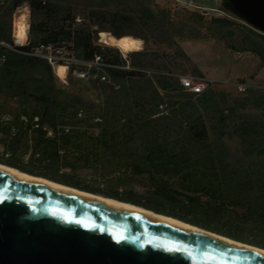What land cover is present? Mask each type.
Instances as JSON below:
<instances>
[{"label": "trees", "instance_id": "1", "mask_svg": "<svg viewBox=\"0 0 264 264\" xmlns=\"http://www.w3.org/2000/svg\"><path fill=\"white\" fill-rule=\"evenodd\" d=\"M112 1L115 10L90 9L84 17L88 22L76 24L73 8L55 0H0V96L16 99L21 107L14 114L16 134L0 122V162L264 248V87L247 85L241 98H233L212 85L190 92L169 74L108 69L117 88L71 75L63 88L40 55L50 43L82 57L101 53L107 61L118 60V47L99 44V32L139 41L145 36L125 29L138 25L154 45L151 54L146 48L134 51L135 42L133 64L146 68L159 57L167 72L185 64L203 77L176 38L216 36L231 49L253 52L264 66V33L223 6L222 16L206 20L187 11L184 21H177L145 0ZM23 6L30 24L27 42L18 44L13 17ZM165 96L171 109L158 114ZM78 108L82 117L76 116ZM23 112L38 114L49 127L68 124L71 129L56 136L42 129L29 134V124L19 118ZM226 140L236 141L234 152ZM80 168L98 175L82 178Z\"/></svg>", "mask_w": 264, "mask_h": 264}, {"label": "water", "instance_id": "2", "mask_svg": "<svg viewBox=\"0 0 264 264\" xmlns=\"http://www.w3.org/2000/svg\"><path fill=\"white\" fill-rule=\"evenodd\" d=\"M220 3L264 33V0ZM0 264H264V254L0 171Z\"/></svg>", "mask_w": 264, "mask_h": 264}, {"label": "built area", "instance_id": "3", "mask_svg": "<svg viewBox=\"0 0 264 264\" xmlns=\"http://www.w3.org/2000/svg\"><path fill=\"white\" fill-rule=\"evenodd\" d=\"M82 21L83 18L80 15L74 16V22L76 24H80ZM15 42H19L17 38L15 39ZM40 55L46 58L49 63H51L55 74L65 86L68 85V75H71L83 80H95L98 83H111L115 88H117L119 84L112 79L108 69L143 72L149 76H155L163 73L174 75L185 89L193 93H198L208 85H213L214 83V80L212 79L206 77H197L193 74L171 73L154 68L139 67L131 62V56L129 53L123 52L121 50L118 60L107 61L101 53H95L92 57L87 58L77 55L72 50L66 51L62 47H53L52 44L48 43L44 50L40 52ZM3 59L4 55L0 53V62ZM59 65L65 66L64 77H60L57 74V68L59 67ZM236 84L239 90H244L248 85L246 82H239L237 80ZM158 111V114L168 113L169 107L166 100L159 102ZM83 113V109L78 108L76 116L82 117ZM19 118L22 123L29 124V128L27 129L29 134H31L34 129H42L46 136H56L59 134L67 133L71 129V126L68 124L58 125L54 128L42 124L40 121V116L38 114H29L23 112L20 113ZM97 121H100V117L94 118V122ZM0 122L3 124H9L10 133L16 134L17 127L14 124V114L10 110H4L0 114ZM98 131V127H95L94 133L97 134Z\"/></svg>", "mask_w": 264, "mask_h": 264}, {"label": "rangeland", "instance_id": "4", "mask_svg": "<svg viewBox=\"0 0 264 264\" xmlns=\"http://www.w3.org/2000/svg\"><path fill=\"white\" fill-rule=\"evenodd\" d=\"M55 1L61 3L62 5H67V6L72 7L75 15H80L83 18V21H86V22H88V20H86L84 18L85 13H87L90 9H103V10L110 11V10H115L117 7V4L115 3V1H112V0H55ZM145 1H147V3H149V5H151L152 7L159 6L163 9H166L169 12V14L171 15V17L176 18L177 21H184V19H185L184 15L187 13V11L188 12L194 11V12L202 15L206 20L210 18L209 17L210 14H205V15L201 14V13L197 12L196 10H193L191 8L186 7L184 4H176L173 0H161V2H159V3L153 2V0H145ZM22 12L25 13V15H26V22L28 24L27 27L29 28L30 16H29V9L26 6L20 7L17 10V12L15 13V15L13 17V23H14V20L16 21L18 19V17L20 16V14ZM89 23H91V22L89 21ZM97 27H98L97 24L92 25V28H94V29ZM106 27H109V26L106 24ZM13 28H14V26H13ZM125 29L128 31L134 32V33H140L143 36H145L144 39L139 38V41H138V37L128 35L131 37V39L133 40L134 43L138 41L139 46L137 45L138 48L136 47L137 49H135L134 51H139V50H143L144 48H146V49H148L147 51L152 54V50H153L152 47L154 45L153 44V38L148 34V32H146L144 29L142 30V28H140L138 25L126 26ZM201 31L204 32V30H201ZM101 32H105V34L107 36L111 35V34L107 33L106 31H101ZM237 32H238V30H237ZM14 38H15V35H14ZM18 41H19L18 44L26 43L27 42V36L24 39V41H21V40H18ZM97 42L101 43L102 45L115 46L111 43L106 42L105 40H101L100 32L98 34ZM131 48H132V46L130 47V49ZM237 49H239V48H237ZM119 53H120V49L118 48V54ZM128 53L131 54V51L129 50ZM238 67H239L238 64L235 65V69L233 67V70H231L229 73H227L228 74L227 75L228 80H224V83H216V84H213L212 86L217 90L225 91L226 93H228L230 95V97L241 98V96L244 95V90H239L237 88L236 80L233 81L235 79L236 74H237ZM146 68H154V69H159L161 71L167 72V68L165 67V63H164L163 59H161L159 57H152L149 64L146 66ZM171 73L191 74V68L189 65L183 64L180 67H176V68L173 67L171 69ZM54 74H55V72H54ZM172 76L175 77L174 75H172ZM55 79H56V83L59 87H63V88L67 87V86L63 85V83L57 77L56 74H55ZM127 83L130 84V81H127ZM165 99L168 102V107H170V109H171V104L169 103V97L165 96ZM0 105H1V110H0L1 112H3L4 110H10L13 114H17L21 111V107L19 106L18 101L16 99H13V98L0 96ZM226 143L229 146V148L232 150V152H234L236 150L237 144H236L235 140H226ZM26 158H27V156L24 157V160ZM97 172L98 171L95 169L80 168L77 173L80 175V177L89 179L90 177L93 178L92 176H94V174L98 175ZM136 190H138V188H136Z\"/></svg>", "mask_w": 264, "mask_h": 264}, {"label": "crops", "instance_id": "5", "mask_svg": "<svg viewBox=\"0 0 264 264\" xmlns=\"http://www.w3.org/2000/svg\"><path fill=\"white\" fill-rule=\"evenodd\" d=\"M173 1L176 4H184L201 14H210L209 17L223 15L220 0ZM153 2L159 3L161 0H153ZM176 40L203 77L214 80L213 84L228 80L227 73L233 70V67L235 69V65L238 64L233 81L240 78L248 85L264 87V66L259 65V57L253 52L231 49L224 40L211 35L178 37Z\"/></svg>", "mask_w": 264, "mask_h": 264}, {"label": "bare ground", "instance_id": "6", "mask_svg": "<svg viewBox=\"0 0 264 264\" xmlns=\"http://www.w3.org/2000/svg\"><path fill=\"white\" fill-rule=\"evenodd\" d=\"M27 26H28V24L26 22V15H25V13L22 12L20 14V16L18 17V19L15 21V38H17V40L24 41V39L27 36V28H28ZM100 35H101V40H105L106 42L111 43V44L115 45L116 47H118L121 51H124L127 53L129 52L130 47L134 44L133 40L128 35L122 36L120 38H116L115 36H112V35L107 36L105 34V32H100ZM64 73H65V66L59 65V67L57 68V74L60 77H64ZM0 171L3 173L12 174V175L18 177L19 179H23V180H27V181L42 182L45 185H48L49 187H52L53 189H55L56 191H59V192L82 194V195H85L89 198L96 200L97 202H99L101 204L107 205V206L114 208L116 210L130 211V212H134L137 214L147 216V217L152 218V219L164 220L170 224L177 225L181 228H184V229H187V230L199 233V234H203V235H206L209 237H213L215 239L224 241L226 243L243 246V247H246L248 249H251V250H254V251H257V252L264 254V248L236 241V240L231 239L229 237L214 233L212 231H208L206 229L200 228L196 225H192L190 223L181 221L180 219H177V218H174V217H171L168 215L155 213V212H153L147 208H144L140 205H136V204H133V203H130L127 201H123L120 199H116L113 197L104 196L101 194L91 193L89 191L78 189V188L70 186V185H66V184H63L60 182L53 181V180L48 179V178L43 177V176L34 175V174H30V173L21 171V170L15 168L13 166H10V165H7V164L1 163V162H0Z\"/></svg>", "mask_w": 264, "mask_h": 264}]
</instances>
